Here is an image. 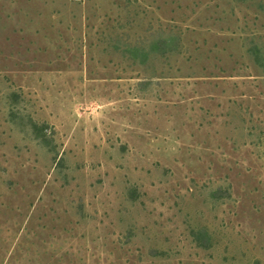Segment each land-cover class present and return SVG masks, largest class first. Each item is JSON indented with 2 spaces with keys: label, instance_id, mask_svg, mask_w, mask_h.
Returning <instances> with one entry per match:
<instances>
[{
  "label": "rangeland",
  "instance_id": "rangeland-1",
  "mask_svg": "<svg viewBox=\"0 0 264 264\" xmlns=\"http://www.w3.org/2000/svg\"><path fill=\"white\" fill-rule=\"evenodd\" d=\"M0 264H264V0H0Z\"/></svg>",
  "mask_w": 264,
  "mask_h": 264
},
{
  "label": "trees",
  "instance_id": "trees-1",
  "mask_svg": "<svg viewBox=\"0 0 264 264\" xmlns=\"http://www.w3.org/2000/svg\"><path fill=\"white\" fill-rule=\"evenodd\" d=\"M164 44V42H162ZM205 233V232H204Z\"/></svg>",
  "mask_w": 264,
  "mask_h": 264
}]
</instances>
